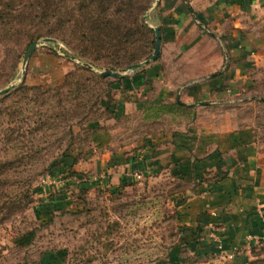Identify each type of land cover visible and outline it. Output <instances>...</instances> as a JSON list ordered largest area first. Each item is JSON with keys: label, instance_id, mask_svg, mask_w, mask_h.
Here are the masks:
<instances>
[{"label": "rangeland", "instance_id": "1", "mask_svg": "<svg viewBox=\"0 0 264 264\" xmlns=\"http://www.w3.org/2000/svg\"><path fill=\"white\" fill-rule=\"evenodd\" d=\"M121 1L139 13L141 0ZM167 4L150 0L139 17L149 29L160 27L162 45L164 27L176 19ZM118 7L117 1L105 13L114 26ZM66 9H73L72 1ZM77 24L51 23L47 36L42 25L14 27L0 21V91L13 87L0 95V264H196L184 260L186 249L177 262L171 257L184 242L178 214L184 199L177 195L187 185L166 171L144 176L138 160L128 168L111 156L125 151L135 159L143 141L180 131L187 123L158 109L150 119L143 117L151 106L177 101L121 112L129 82L137 84L135 77L161 58L160 52L155 62L129 70L152 57L154 35L145 31L131 39L112 71L125 77L102 80L99 76L115 60L111 49L117 40L106 32L90 39V25ZM46 38L56 42L39 45L23 66L29 46ZM247 73L239 82L247 84L237 87L238 100L230 108L241 126L257 127L264 144V63ZM109 130L116 132L108 150L98 149L93 134Z\"/></svg>", "mask_w": 264, "mask_h": 264}, {"label": "crops", "instance_id": "2", "mask_svg": "<svg viewBox=\"0 0 264 264\" xmlns=\"http://www.w3.org/2000/svg\"><path fill=\"white\" fill-rule=\"evenodd\" d=\"M167 5L176 19L164 27L161 58L129 82L121 112L177 101L193 105L196 117L179 134L143 141L135 159L125 151L111 156L128 168L138 160L144 176L166 171L187 185L177 195L184 242L171 253L175 262L186 249L184 260L196 264H264V144L257 127L241 126L230 108L247 71L264 63V0ZM115 132L93 134V144L108 150Z\"/></svg>", "mask_w": 264, "mask_h": 264}, {"label": "trees", "instance_id": "3", "mask_svg": "<svg viewBox=\"0 0 264 264\" xmlns=\"http://www.w3.org/2000/svg\"><path fill=\"white\" fill-rule=\"evenodd\" d=\"M19 0H0V21L4 25L11 24L14 27H33L42 25L47 28V36H50V24L57 23L58 26L73 25L78 21L77 26L84 28L86 24L90 25V31L93 37L90 39L99 40L101 36L106 32L111 41L117 40L115 48H112V56L114 62L110 63L111 67L104 70L116 71L117 64L120 62V58L124 57L127 53L128 45L131 39L137 34L142 32H149L153 34L154 38L152 43V50L156 44V34L153 29H149L145 23L139 18L141 14L147 12L150 4V0H141L138 14L132 13L131 4L125 3L121 0H20V4H17ZM72 1L73 9L68 11L66 6ZM118 1L119 7L116 9V25H113L112 18L105 16L108 8H112V5ZM96 5V7H95ZM19 7V9H17ZM15 9V10H14ZM17 12V14H14ZM125 12V15L122 13ZM78 14V19L75 17ZM121 35L122 39L119 38ZM81 38L87 41L85 33H82ZM41 36H38V38ZM137 63V60L131 61L127 66ZM124 66V69L127 66ZM102 80L108 78L99 76ZM27 88L24 87V90ZM31 89V88H30ZM33 90V89H31ZM264 103V100H262ZM158 109L161 112L173 113L181 115L185 122L192 123L196 114L193 112L194 106L184 105L179 102L173 104H162L160 106H151L143 112L145 119H150L151 111ZM150 111V112H148ZM180 131H172L167 133H159V135L172 134L176 135Z\"/></svg>", "mask_w": 264, "mask_h": 264}, {"label": "water", "instance_id": "4", "mask_svg": "<svg viewBox=\"0 0 264 264\" xmlns=\"http://www.w3.org/2000/svg\"><path fill=\"white\" fill-rule=\"evenodd\" d=\"M155 32H156V44H155V50L154 53L152 55V57L144 62H141L139 64L133 65L129 68V70H133L135 68H140L143 66H147L148 64L155 62L156 60H158L159 56H160V52H161V45H162V35H161V30L160 27L155 28ZM56 40L51 39V38H46L43 41H35L34 43H32L26 54L24 57V61H23V66H26L28 60L30 59L32 53L38 48L39 45H42L44 43H55ZM88 68L93 69V66L90 64H85ZM103 76L105 77H113V78H123L126 75H123L121 73L118 72H112V71H105L101 73ZM13 87H9L7 89H4L2 91H0V95H5L7 94L10 90H12ZM179 101V99H178Z\"/></svg>", "mask_w": 264, "mask_h": 264}, {"label": "built area", "instance_id": "5", "mask_svg": "<svg viewBox=\"0 0 264 264\" xmlns=\"http://www.w3.org/2000/svg\"><path fill=\"white\" fill-rule=\"evenodd\" d=\"M135 178L140 179V178H142V175L140 173H136Z\"/></svg>", "mask_w": 264, "mask_h": 264}]
</instances>
